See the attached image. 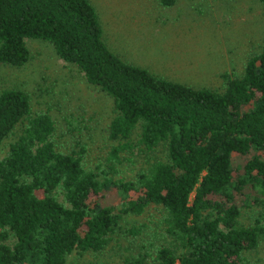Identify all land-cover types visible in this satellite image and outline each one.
<instances>
[{"label": "trees", "instance_id": "1", "mask_svg": "<svg viewBox=\"0 0 264 264\" xmlns=\"http://www.w3.org/2000/svg\"><path fill=\"white\" fill-rule=\"evenodd\" d=\"M28 38L52 44L112 98V145L105 170L91 169L84 146H58L50 111H35L22 88L0 89V149L14 136L0 157V264H67L75 252L109 249L121 264H264L254 256L264 243V38L241 74H222V87L125 60L91 0H0V66H25ZM137 148L154 159L116 178ZM151 208L160 235L149 237L148 223L123 225Z\"/></svg>", "mask_w": 264, "mask_h": 264}, {"label": "rangeland", "instance_id": "2", "mask_svg": "<svg viewBox=\"0 0 264 264\" xmlns=\"http://www.w3.org/2000/svg\"><path fill=\"white\" fill-rule=\"evenodd\" d=\"M91 1L97 7L105 40L112 50L125 60L172 80L198 87H222V74H241L247 60L261 51L264 7L259 0H176L172 6L161 0ZM27 44L31 60L25 66H0V89L26 90L35 111L48 110L53 115L61 150L69 152L84 146L87 166L105 170L112 145L108 135L114 113L112 98L89 84L84 74L62 60L49 42L28 38ZM70 115L80 120L74 131L66 118ZM13 138L5 141L0 157L7 153ZM128 156L132 161L124 159L117 172H112L116 178L132 177L147 164V159H154L153 154L147 156L139 148ZM160 217L159 210L151 208L143 215H126L123 225L148 223L147 229L152 233L149 237H153L161 234ZM244 217L251 222L253 213L245 212ZM254 256L264 261V243ZM89 260L121 264L111 249L103 254L75 252L67 264Z\"/></svg>", "mask_w": 264, "mask_h": 264}]
</instances>
